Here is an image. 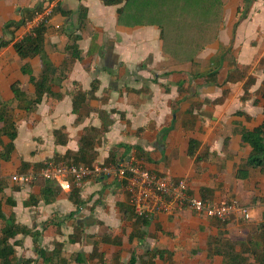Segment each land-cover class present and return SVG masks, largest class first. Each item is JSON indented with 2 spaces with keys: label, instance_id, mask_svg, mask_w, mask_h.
<instances>
[{
  "label": "crops",
  "instance_id": "crops-1",
  "mask_svg": "<svg viewBox=\"0 0 264 264\" xmlns=\"http://www.w3.org/2000/svg\"><path fill=\"white\" fill-rule=\"evenodd\" d=\"M41 1L0 0V40L11 41L0 49V102L7 104V112L16 122L14 151L9 161H0V212L4 221L12 217L16 225L41 232L51 221L39 238L41 247L49 251L54 242L66 240L58 237L63 228H72L74 220L87 227L81 213L91 201L92 205L100 200L106 205L114 203V207L127 202L113 176L84 182L77 193L81 202L78 209L70 192L52 182L49 184L54 187L44 190L48 202L41 197L40 182H12L16 174L38 171L42 168L38 165L55 154H75L80 138L91 133L97 152L92 165L104 164L107 159L116 163L133 154L142 158L150 171L186 179L192 194L199 195L200 189L207 187L213 190L212 200L236 198L247 207L260 206L263 217L264 202L255 197L259 196L257 188H263L264 172L247 168L245 178H235L250 148L233 130H252L264 122L262 101L259 95L254 96L264 85V66L260 63L264 58V0H252L240 11L243 13H238L243 0H221L222 20L216 37L190 62L178 61L163 48L157 26L119 23L117 9L121 5L105 6L101 0H55V11L43 33L41 56L21 59L12 45L24 34V26L13 31L4 30V25L19 23L25 10L39 8ZM80 7L87 11L84 20L80 19ZM72 44L74 49L69 48ZM75 51L79 59L73 58ZM41 58L55 69L53 94L43 96L33 111L26 112L13 99L10 86L19 83L20 90L32 98L34 87L22 68L39 75ZM211 73L216 75L209 77ZM228 74L231 80L226 81ZM94 80V98L87 100L80 115L74 114V92L90 91ZM246 83L247 96L242 101ZM224 91L223 101L216 103ZM254 109L258 110L254 114L262 113L263 119L246 127L243 122L253 120ZM56 130L66 135L65 144L55 143ZM190 138L198 141L200 151L214 155L213 159L196 164L187 157ZM226 138L229 142L224 146ZM0 140L8 142L5 137ZM221 165L223 171L214 177ZM55 186L59 192H53ZM160 216L157 221L169 234L152 239V247L147 248L164 247L175 252L174 260L181 254L188 255V264H221L220 257L207 259L206 253L197 263L190 251L194 246L204 248L210 237L220 233L246 241L250 235L242 231L250 234L264 221L234 219L222 224L216 220L218 223L212 224L213 220L187 210L174 218ZM154 228L151 225L148 231ZM14 241L19 242L13 246L16 258H35L31 237L18 235L10 243ZM66 245L63 257L69 259L64 254Z\"/></svg>",
  "mask_w": 264,
  "mask_h": 264
},
{
  "label": "trees",
  "instance_id": "trees-1",
  "mask_svg": "<svg viewBox=\"0 0 264 264\" xmlns=\"http://www.w3.org/2000/svg\"><path fill=\"white\" fill-rule=\"evenodd\" d=\"M105 6H120L117 9L118 22L129 25H155L160 30V38L163 43V48L168 51L180 62H190L194 60L195 56L205 48V46L212 42L216 37L219 24L222 20L221 0H101ZM252 0H243V3L238 7V13L247 6ZM25 10L23 17L19 23L7 22L4 25V30L13 28V31L23 25L25 19L30 18L37 10ZM55 11V9H54ZM86 8L80 7V19H86ZM242 15V18H244ZM126 19V21H125ZM45 25L40 26L35 30L34 35H28L22 40L13 43L15 53L21 59L41 56L43 33ZM78 37L74 38V41ZM11 41L0 40V49L8 45ZM74 49L73 44L69 46ZM79 53L74 52L73 58L79 59ZM42 59V58H41ZM42 61V71L39 75H34L25 67L22 68V73L28 75L30 84L34 87V94L32 98H28L23 91L20 90L19 83L11 84L13 99L17 101L26 112L33 111L38 104L41 103L43 96H52L51 87L55 83L53 80V73L55 69ZM261 65L264 66V58L261 59ZM216 73H211L208 76H214ZM231 80V74L227 75L226 81ZM250 84V82H247ZM246 83L244 88V95L241 97L245 101L247 96ZM264 83V82H263ZM97 81L94 80L91 84V89L88 92L77 90L72 96V111L74 114L80 115L84 110V105L87 100L94 98ZM224 91L222 96L217 99L216 103H221L225 97ZM259 99L262 101V112L264 113V85L261 86L259 92ZM8 106L4 102H0V139L5 137L8 142L3 143L0 140V161L7 162L10 160L11 154L14 151V140L16 138V122L12 116L7 112ZM236 114H241L236 112ZM247 118V117H246ZM242 127V126H238ZM87 134V133H86ZM233 134H239L243 143L247 144L250 152L247 156L244 166L239 167L236 171L235 178L243 179L247 176V168L260 169L264 172V122L252 130L245 128L234 129ZM55 143L63 145L67 141L66 135L62 130L53 132ZM93 133L83 135L79 140V149L75 154L66 153L64 156L55 154L52 159L41 163L38 167H43L48 162H62L66 165H84L91 166L97 156L94 151L96 143L94 141ZM229 142V138L224 140V146ZM200 144L198 141L190 138L188 141L187 157L194 160V163L199 164L205 161H211L214 155L207 150L200 151ZM111 157V156H110ZM114 162L112 159H107L104 164ZM224 166L221 165L219 172L214 176L217 177L223 171ZM40 182L42 189L40 191L41 197L45 202V188L51 187L49 182L41 178H35L32 183ZM54 187V186H52ZM59 188L55 186L53 192H59ZM79 188L73 187L70 191L73 204L76 209L81 206L79 198H77ZM212 189L202 187L199 191L198 198L202 200H212ZM51 192V191H47ZM32 200V199H31ZM117 208L122 213V220L129 222V231L126 233V241L129 245H135V248L130 253L129 260L126 264H175V252L160 246L153 248H146L143 252L138 253V248L143 246L145 240L149 237L156 238L159 235L167 236L166 232L157 221V217L151 220L147 218L137 217L128 202H120L116 204ZM73 213L70 214V217ZM169 217V216H168ZM4 216L0 212V221H4ZM205 218V217H201ZM0 226V264H105V255H110V262L108 264H118L120 262L119 248L123 244V238L118 235L102 234L99 240H93L94 236L88 237L87 245L91 246V251L86 259H66L63 257V249L66 244L75 245L87 238L84 234L83 224L73 221V232H71L66 240L56 241L53 248L49 251L41 247L39 238L42 232L46 229L51 221H47L43 226L42 232L35 229H30L24 226L16 225L13 218L9 217ZM208 219V218H206ZM212 224H216V220ZM264 220V215H263ZM232 220H229L230 222ZM222 223V222H221ZM227 223V222H225ZM222 223V224H225ZM153 225L154 231L149 232L148 228ZM60 234V233H59ZM224 233H220L216 237H210L204 248L194 246L190 251V256L195 257L197 263L201 261L198 259L202 253H206L207 259L213 257H220L221 264H264V221L256 225V228L250 232L248 240H232L222 237ZM18 235L29 236L32 239L33 251L35 258H16L13 246L18 245L19 242L11 240ZM90 242H92L90 244ZM102 244L108 247V251L99 252L98 245ZM113 249H116L115 251ZM193 260V259H192Z\"/></svg>",
  "mask_w": 264,
  "mask_h": 264
},
{
  "label": "built area",
  "instance_id": "built-area-1",
  "mask_svg": "<svg viewBox=\"0 0 264 264\" xmlns=\"http://www.w3.org/2000/svg\"><path fill=\"white\" fill-rule=\"evenodd\" d=\"M56 7L55 0H42L33 15L25 19L22 40L34 35L42 25H48ZM111 177L117 181L127 195V202L137 217L152 219L160 215L175 217L187 210L197 217H205L225 223L240 219L250 221L249 208L236 198L202 200L192 194L186 179H175L145 168L144 160L131 154L127 158L109 164L66 165L62 162H48L38 171L16 174L13 183L26 185L35 178L52 182L62 191L70 192L89 179Z\"/></svg>",
  "mask_w": 264,
  "mask_h": 264
},
{
  "label": "rangeland",
  "instance_id": "rangeland-1",
  "mask_svg": "<svg viewBox=\"0 0 264 264\" xmlns=\"http://www.w3.org/2000/svg\"><path fill=\"white\" fill-rule=\"evenodd\" d=\"M258 92L259 90L255 92L254 94L255 97H258ZM255 111H258V110L256 109L253 110L252 113L254 115V118L252 121L243 122L245 123L246 127L251 128L255 126L256 124H258L263 119L262 113L257 112L256 114H254ZM262 187H263L262 189L257 188L258 190L256 193L259 194V196L255 197V200L258 199L259 201L264 202V185ZM91 205H92V201L85 207L84 211H82L81 213L84 217L85 224H88L86 225L87 227L84 228V234L87 236V238L83 239L82 242H80L79 244H75L72 247L70 245H66V250L64 254L67 255L69 259L87 258L88 254L91 251V246L87 245L89 242L86 241V240H89L88 237L94 236L93 240L95 239L96 241H98L99 240L98 235L101 236L104 233L111 234V235L119 234V236L123 238V244L121 248L118 249L119 255H120V262L118 264H126V262L129 260L130 253L135 248V245L133 246L129 245L126 241V233L129 231L130 223L122 220V213L117 208V206L114 207V203H111V205H106V203L103 204L102 201L100 200V203H95L92 206ZM248 208H249V213H250L252 222H258L260 220H263V217H262L263 211L260 206L252 205V207H248ZM96 210H99V212H96ZM160 218H164V216L161 215ZM73 231H74L73 228L71 229L63 228L62 236L58 237L59 240L66 239L67 236ZM242 232L246 236L251 235L248 233V231L243 230ZM152 239H153L152 236L149 237L146 240L147 243L143 244L141 248L137 247V249L139 250L138 253L143 252V250L146 249L147 247H152L151 246ZM91 243L92 242H90V244ZM107 248L108 247H106L105 245H102V244L98 245L99 252L110 253L108 251L109 249ZM113 250L115 251L116 249H113ZM180 257L181 258L179 260H176L175 264H188V261H187L188 255L186 256V255L181 254ZM105 258L107 259L105 264H108L111 259L110 255L109 254L105 255ZM91 264H94V262Z\"/></svg>",
  "mask_w": 264,
  "mask_h": 264
}]
</instances>
